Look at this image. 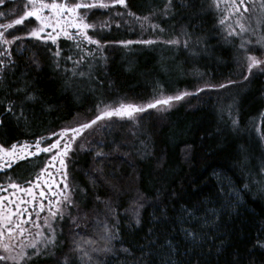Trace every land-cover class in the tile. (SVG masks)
Instances as JSON below:
<instances>
[{
    "label": "trees",
    "instance_id": "1",
    "mask_svg": "<svg viewBox=\"0 0 264 264\" xmlns=\"http://www.w3.org/2000/svg\"><path fill=\"white\" fill-rule=\"evenodd\" d=\"M123 10L136 22L91 32L95 44L0 46V145L33 143L121 105L229 86L161 120L147 112L115 121L100 158L96 148L72 152L70 210L92 214L77 232L90 243L75 252L60 237L55 258L29 264H264V73L245 80L246 55H264L251 50L264 37V0L256 25L232 36L215 0H125ZM245 41L252 44L242 48ZM48 159L41 153L0 171V187L32 183Z\"/></svg>",
    "mask_w": 264,
    "mask_h": 264
},
{
    "label": "rangeland",
    "instance_id": "2",
    "mask_svg": "<svg viewBox=\"0 0 264 264\" xmlns=\"http://www.w3.org/2000/svg\"><path fill=\"white\" fill-rule=\"evenodd\" d=\"M45 2L51 3V0H45ZM60 3H65L68 6H71L73 3H94V4H100L104 3L107 4V8H101V7H96L92 9H80L77 12V15L80 16L85 23L90 25V27L86 30L87 35L92 39L91 32L96 31L98 29H102L104 27H111L112 25L115 26H120V25H129L134 20L129 14H127L123 8L125 7L124 5L116 3V0H58ZM216 4L220 6V8L223 11V17H224V23H225V29L228 32H241L240 26L242 25L246 31H249L250 25L252 24V27L256 25L254 19L256 20V17L258 16L254 15L256 12V9L260 8V0H244V3L241 4L240 0H215ZM27 0H14L13 3L11 2V7L9 8H4L3 4H0V32L4 33L3 37H0V46H4L6 49L11 48L12 46L20 47L23 46L24 42L26 39H36L34 37H31L30 33L33 31L35 28L39 26V21H36L35 18H27L23 21L22 24L16 25L15 20L20 19L23 17L24 12L26 10H29L31 6L29 5L26 8ZM245 7L248 9V11H245ZM118 8V9H117ZM239 9V11H237ZM101 14V15H100ZM252 14V15H251ZM44 15L48 16L51 15V13L48 10H45ZM99 16V17H97ZM260 20V19H259ZM253 22V23H252ZM141 23H146V19L142 20ZM8 24H12V28H6L5 26ZM22 28L23 30L26 31L24 34L18 35L17 29ZM51 28L45 29L44 33H41V41H47V42H52L50 38L47 37V33L51 32ZM67 32L68 35H65L64 32ZM244 31V32H246ZM53 35L57 36V40L59 39H69V40H77V41H84L87 42L86 40L83 39L82 36L76 35V29L73 28H65L64 31H61L57 29L56 33H53ZM71 36V38H69ZM16 37H20V39H15ZM5 40L11 41V43H4ZM56 40V41H57ZM96 41V40H95ZM88 43V42H87ZM260 59H264V55L258 57ZM247 72V69H246ZM264 73V70L261 68H254L252 70V74H260ZM247 72V76H251ZM204 91H182L180 93L168 95V96H163L158 99H165L169 96H176L181 93H189V95L184 96V98L180 101H175L173 100L171 102V106H160L158 105L156 108L152 109H146L144 112H134L131 117L128 116H117L113 115L111 117L105 116L104 119L97 121L96 125H93L89 129L83 130L81 133L77 134L72 131V129L79 128L81 124L85 122H90L91 120L95 119H86V118H77L76 120L68 123L65 125L61 130L57 131L51 136H48L47 138L39 139L41 141L40 147H49L52 143H55L57 140H60L61 143L58 147V149H53L51 152H48L49 159L46 163V166L43 168L41 171L40 175L32 182L27 185H19L20 188L27 189L31 188L32 193L29 195L26 191L25 192H20L15 189H12L8 187V185L1 186L0 189H5L0 191V196H7L9 197V200L19 202L21 199L25 201H31V203L27 205H22L25 207H28L29 211H39V205L41 202L45 205V211L41 213V217L47 216L48 211V202L49 198H51L53 201L57 198L63 199L62 196L59 195L61 189H63L64 183H67L70 189V184H69V176H68V162L69 158L74 151H87V150H96L94 151L95 157L97 158V153L98 152V145L101 146L102 148V143L103 137H109L110 130L112 129V125L115 121H120V120H131L135 121V119H138L140 116L146 114L147 112H154L157 115V119L161 120L163 119V116L169 112L172 109H175L179 107L180 105H183L185 108L188 109H194L197 108L201 105V100L203 98V95L205 92L208 91H216L220 90L221 88H204ZM156 99V100H158ZM156 100L149 102V103H154ZM148 103L145 104H127V105H134L136 107H145ZM115 107L112 109H108L105 111H102L99 115H103L105 112L108 111H114L115 109L119 108ZM159 117V118H158ZM64 133L63 136L60 134ZM75 137V139H73ZM27 144L29 147L26 149V152L29 153L27 158H31L35 155L44 153L40 152L36 148V142L33 143H22V144H17V152H20V147ZM65 144H70L71 149L68 151V155L66 157H58L57 160L53 161L52 157L56 155L58 152L63 151ZM5 148V149H10ZM96 148V149H95ZM0 156H3V159H0V171L9 168L8 162L12 159L11 157L4 156L3 153H0ZM103 156V154H102ZM25 158V159H27ZM64 159V166L60 164V159ZM24 159H18L16 162H19ZM15 162V163H16ZM12 163L11 165L15 164ZM67 175V180H64V175ZM49 185H52V190L57 193L56 197L51 196V192L49 191ZM56 185H59V187H56ZM44 191L46 193V196L42 199L40 197V192ZM71 195V190L70 193ZM72 196V195H71ZM33 197L35 199H33ZM35 206V208H33ZM3 207L6 208H14V204L9 203L8 200H5L3 202ZM64 215L63 219H57L55 221V233H56V244L59 242L60 237H61V245L62 247L65 246L66 248V239L63 237H68V240L71 241L73 244H78L79 247L82 249L81 243L83 246L85 245L83 241H87L81 237L78 236L77 232L84 231L87 229L88 225L90 224L91 220V213H85L82 211H79L78 209L74 208L73 210H70V208H64ZM42 222V221H41ZM35 232L36 229L32 228L31 229V234L27 237V239L30 241L35 238ZM76 232V233H75ZM74 233L75 235L72 236L70 234ZM72 237H74L72 239ZM64 239V240H63ZM62 240L64 242H62ZM6 243H15L16 248L13 252V255L16 254V252L19 251L20 245L16 241H8L7 239L5 240ZM56 244L54 246H49L47 252L44 256H49L51 258H55V254L53 249L55 248ZM89 244V243H87ZM29 252H31V249H28ZM2 248H0V255H3ZM41 257V256H40ZM37 258V257H33ZM3 263V262H2ZM8 264H12L11 261L8 262Z\"/></svg>",
    "mask_w": 264,
    "mask_h": 264
},
{
    "label": "snow or ice",
    "instance_id": "3",
    "mask_svg": "<svg viewBox=\"0 0 264 264\" xmlns=\"http://www.w3.org/2000/svg\"><path fill=\"white\" fill-rule=\"evenodd\" d=\"M3 0H0L2 3ZM171 0H169V3ZM116 3L124 5L125 0H116ZM240 3L243 4L244 0H240ZM31 6L29 10L24 12L23 17L20 19L15 20L16 25H20L23 21L27 18H35L36 21H39V26L31 31V37L40 40L41 33H44L45 29L51 28L52 31L47 33L46 38H50L52 43L55 44L57 40V36L53 35V33L57 32V29L64 31L65 28H73L76 29V35H80L86 40L88 43H97V41L92 40L87 35V29L90 27L87 23L83 21V19L77 15L78 10L80 9H92L96 7L107 8L108 5L104 3L94 4V3H73L71 6H68L65 3H60L58 0H51V3L45 2V0H27L26 8ZM218 6V5H217ZM167 7V6H166ZM45 10H48L51 15H44ZM245 11L248 9L245 7ZM239 11V9H237ZM131 15V13H129ZM147 19V18H145ZM221 24L224 23L223 20L220 21ZM6 28H12V24H8L5 26ZM241 32L246 31V29L241 25ZM65 35L68 33L65 31ZM229 35H238L234 32H229ZM4 33L0 32V37H3ZM71 38V36H69ZM15 39H20V37H16ZM143 43L151 44L153 41H142ZM4 43H11V41L5 40ZM127 43H132V41H128ZM171 43H175L172 41ZM246 44H252V41H245L242 42L241 47H245ZM264 47V37L255 41L253 48L251 50H258V47ZM79 47V45H78ZM250 50V51H251ZM0 55H4V53H0ZM55 55L57 57L60 56L59 50L56 51ZM71 60V57H68ZM83 57H81V61ZM81 61H77L80 63ZM246 62H247V72L249 75L252 74V70L254 68H261L264 70V59L258 58L257 55L248 54L246 55ZM4 67L2 61H0V69ZM248 79V76H245V80ZM229 85L227 84H220L216 85H207L206 88H226ZM204 88L198 89V91H204ZM189 95V93H181L176 96H169L165 99H158L154 103H148L145 107H136L134 105H121L119 108L115 109L114 111L105 112L103 115H98L95 119L91 120L90 122H85L80 125L79 128L72 129L74 133H81L85 129L91 128L93 125L97 124V121L104 119L105 116L111 117L113 115L117 116H128L131 117L134 112H144L146 109L156 108L158 105L160 106H171V102L173 100L180 101L184 98V96ZM26 99L31 100L33 97L27 96ZM14 104H10L7 108V111L12 112L14 111ZM23 115V112H21ZM55 135V134H54ZM61 136L64 133L60 134ZM75 139V137H73ZM61 141L57 140L55 143H52L49 147L41 148L40 144L41 141H36V148L40 152L48 153L51 152L53 149H58ZM17 144H12L10 149H5L2 145H0V153H3L4 156L11 157L12 159L8 162V167H11L12 163H15L18 159H25L29 155L26 152L28 149V145L25 144L20 147V152H17ZM71 149L70 144H65L63 151L58 152L56 155L52 157V160H57L58 157H66L68 155V151ZM97 158L102 156V153H97ZM0 159H3V156H0ZM60 164L64 166V159H60ZM64 180H67V175L65 173ZM8 187L15 189L20 192H27L29 195L32 193L31 188L23 189L17 183L9 182ZM52 185H49V191L51 192L52 197H56L57 193L52 190ZM59 187V185H56ZM5 189H0V191ZM70 189L67 183H64L63 189H61L59 195L63 197V199H55L54 201L49 198L48 202V215L41 217V213L45 211V205L43 202L39 205V211H29L28 207L22 206L31 203V201H25L21 199L19 202L9 200L7 196H0V248H2L3 255H0V262L3 264H8L9 261L12 264H29V261L32 260L33 257H40L45 255L49 246H54L56 244V233H55V221L57 219H63L64 215V208H72L75 206V201L72 199V196L69 194ZM40 197L43 199L46 196L44 191L40 192ZM33 199H35L33 197ZM8 200L9 203L14 204V208H6L3 207V202ZM109 211H112L111 205H106ZM35 208V206H33ZM135 211V210H133ZM138 215V213H137ZM42 221V222H41ZM137 223L139 220L137 219ZM106 227V226H105ZM36 229L35 238L32 240H28L27 237L31 234V229ZM8 241H16L19 243L20 248L19 251L13 255V252L16 248L15 243H6L5 240ZM86 243H90V241H86ZM260 247H264V244L259 245ZM28 249L32 251L29 252ZM107 250V249H105ZM73 251L80 252L83 251L78 244L74 245ZM87 253H85L86 255ZM67 264V262H65Z\"/></svg>",
    "mask_w": 264,
    "mask_h": 264
}]
</instances>
